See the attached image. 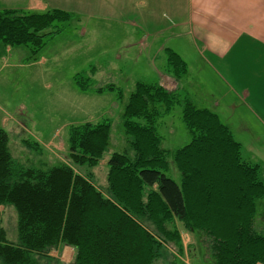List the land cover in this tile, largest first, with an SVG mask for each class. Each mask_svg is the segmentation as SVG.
Instances as JSON below:
<instances>
[{"label": "trees", "instance_id": "trees-1", "mask_svg": "<svg viewBox=\"0 0 264 264\" xmlns=\"http://www.w3.org/2000/svg\"><path fill=\"white\" fill-rule=\"evenodd\" d=\"M72 16L61 8H2L0 43L28 46L35 60L45 38L61 31L58 22ZM165 52L171 73L180 79L185 61L171 48ZM89 79L74 75L83 91L115 88L112 83L91 86ZM175 104L182 106L181 120L190 139L166 149L156 122ZM121 118L131 149L107 158L102 191L89 172L74 168L96 165L103 156L108 119L70 125L67 160L50 165L21 162L8 132L0 127V206L11 205L16 213L14 238L0 228L1 262L38 264L33 253L41 255L63 243L74 247V264H153L163 243L173 242L183 252L179 223L197 237L196 259L207 264L264 263V232L255 228L264 198L260 164L243 157L241 142L219 115L186 96L180 99L177 90L136 80ZM23 143L44 151L35 141ZM169 155L179 182L167 174ZM145 188L147 197L142 199Z\"/></svg>", "mask_w": 264, "mask_h": 264}, {"label": "rangeland", "instance_id": "rangeland-1", "mask_svg": "<svg viewBox=\"0 0 264 264\" xmlns=\"http://www.w3.org/2000/svg\"><path fill=\"white\" fill-rule=\"evenodd\" d=\"M109 2L110 0L107 1ZM101 3L104 2L102 0H0V9L41 11L61 8L73 12V16L68 21L58 22L61 27L60 32L45 38V45L34 56L35 60L28 46L12 45L11 51L7 52L5 45L0 43V55L11 54L5 66L0 59V106L4 110L11 111L15 117L10 121L13 125L12 129L6 131L9 134L13 153L26 165H50L58 161H66L69 126L108 119L109 142L103 156L96 165L74 168L77 172H89L95 185L102 191L106 185L107 158L115 151L131 149L130 137L124 132L121 118L128 95L133 90L136 80L158 82V71L166 66L167 56L166 48L160 53L156 52L157 41L163 43L167 38L173 39L174 29L165 27L158 36H152L149 40L147 17L132 14L128 10L111 14L106 8L101 9ZM137 3L142 2L138 0ZM128 12L130 14H127ZM163 19L165 17H161V23L164 24ZM182 40L181 37L177 39V49L183 56L180 57L187 61L190 71L186 64L187 69L180 77L182 78L180 82L183 84L177 89L179 98L186 96L196 106L209 108L208 95H219L218 99H222L223 86L217 74L201 67L204 64L196 60V51L189 47L193 49L190 51ZM41 56L45 60L36 61ZM76 73L89 76L91 86L112 83L115 88L100 93L80 90L74 81ZM229 98H231L230 94L225 95L223 99ZM181 108V104H175L166 114L162 111V115L157 119L160 145L166 149L183 146L190 139L181 120ZM219 113L222 114V111L219 110ZM2 114L6 116L5 112ZM222 120L225 122L226 118L223 117ZM18 121L25 124L30 132H38L43 141L50 139L43 146L40 145L44 149L43 152H36V149L18 140L20 136L22 139L25 138L21 133L16 136L18 128L24 129V126L17 125ZM252 133L247 135L245 140L241 139L242 152L245 159L260 164L259 175L264 180L262 159L264 132L255 124ZM254 135L258 138L255 139ZM26 137L27 140H35L27 134ZM129 154L131 155L132 152ZM168 159L170 168L167 174L179 182V172L173 165L172 157L169 155ZM144 190L142 199L147 197V189ZM0 210V228L3 229L6 237L14 238L15 210L11 205L0 206ZM177 225L181 230L183 252H180L173 242L163 243L161 255L153 264H172L176 260L178 262L182 260L185 264H207L206 261L196 259L198 258L195 248L198 245L197 237L183 230L179 223ZM207 243L205 239L204 244ZM32 255L36 261L38 260V264H74V247L68 244L59 243L41 255L37 253ZM0 264H3L1 260Z\"/></svg>", "mask_w": 264, "mask_h": 264}, {"label": "crops", "instance_id": "crops-1", "mask_svg": "<svg viewBox=\"0 0 264 264\" xmlns=\"http://www.w3.org/2000/svg\"><path fill=\"white\" fill-rule=\"evenodd\" d=\"M102 1L104 3H101V9L106 8L111 14L128 10L132 14L147 17L149 40L152 36H158L165 27L173 28L175 41L167 38L162 43L158 40L157 53L171 48L183 58L177 49L179 37L188 48L196 51V60L204 64L201 67L217 74L224 89L222 99H218L219 95H208L209 109L215 111L221 119L226 118L225 123L241 144V139L245 140L254 131L255 124L264 132V0H141L143 4L137 3L138 0H110L109 3V0ZM161 17H165L164 24L161 23ZM5 47L7 52L11 51L9 45ZM10 56L11 54L1 53L3 66L8 63ZM43 60L45 58L42 56L36 59ZM165 63L166 66L158 71L157 83L170 90H177L183 84L180 82L182 78L177 80L167 65V59ZM187 68L189 69L188 64ZM228 94L231 98L223 99ZM0 112V127L12 129L10 121L15 119L13 113L4 110L2 106ZM17 125L24 126V129L17 127L16 136L21 133L25 137H18L20 142L28 139L26 134L35 138L34 141L39 146L50 141H43L38 132H30L21 121ZM11 132L9 131L10 134ZM254 136L255 139L258 138ZM262 159L264 160V155ZM255 228L264 232V198L260 199Z\"/></svg>", "mask_w": 264, "mask_h": 264}]
</instances>
